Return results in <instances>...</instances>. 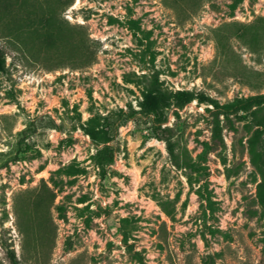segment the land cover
<instances>
[{
    "label": "rangeland",
    "instance_id": "1",
    "mask_svg": "<svg viewBox=\"0 0 264 264\" xmlns=\"http://www.w3.org/2000/svg\"><path fill=\"white\" fill-rule=\"evenodd\" d=\"M258 94L264 0H0V264H264Z\"/></svg>",
    "mask_w": 264,
    "mask_h": 264
},
{
    "label": "trees",
    "instance_id": "2",
    "mask_svg": "<svg viewBox=\"0 0 264 264\" xmlns=\"http://www.w3.org/2000/svg\"><path fill=\"white\" fill-rule=\"evenodd\" d=\"M153 85L155 84L153 83ZM181 95H184V97ZM191 99L192 95L189 94V92H172L157 87L154 89V93L151 96H145L140 112L143 115L150 117L153 123H161L165 120L162 112L163 107L168 105L182 106ZM263 100L264 94H258L224 104L217 103L214 107L219 114L228 115L234 111L244 109L250 104L262 102ZM136 113V111H132L127 114L121 110L120 117L124 116L131 118L135 116ZM104 136L103 145L97 148L96 153L93 156L94 162L101 168V174H104L106 165H108L114 157V148L109 143L111 137L108 132H105ZM11 263L19 264L15 258H12Z\"/></svg>",
    "mask_w": 264,
    "mask_h": 264
}]
</instances>
